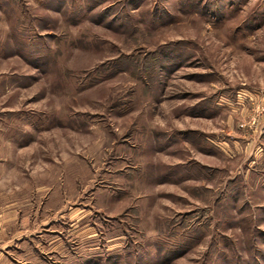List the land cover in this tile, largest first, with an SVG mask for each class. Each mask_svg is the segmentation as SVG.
<instances>
[{"label":"rangeland","instance_id":"rangeland-1","mask_svg":"<svg viewBox=\"0 0 264 264\" xmlns=\"http://www.w3.org/2000/svg\"><path fill=\"white\" fill-rule=\"evenodd\" d=\"M0 204L17 264H264V0H0Z\"/></svg>","mask_w":264,"mask_h":264},{"label":"crops","instance_id":"crops-1","mask_svg":"<svg viewBox=\"0 0 264 264\" xmlns=\"http://www.w3.org/2000/svg\"><path fill=\"white\" fill-rule=\"evenodd\" d=\"M11 206L0 204V264H17L12 257L13 254H24L25 252L32 254L33 251L38 250V246L35 245L29 248L30 251L24 250L26 242L33 239L36 234L29 230H23L22 220H18L17 211ZM35 238H39V236Z\"/></svg>","mask_w":264,"mask_h":264}]
</instances>
